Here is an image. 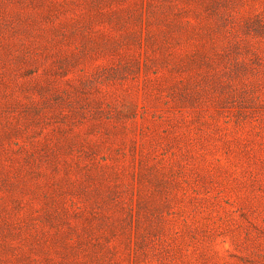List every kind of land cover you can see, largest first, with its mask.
<instances>
[{
    "label": "rangeland",
    "instance_id": "374dc122",
    "mask_svg": "<svg viewBox=\"0 0 264 264\" xmlns=\"http://www.w3.org/2000/svg\"><path fill=\"white\" fill-rule=\"evenodd\" d=\"M0 264H264V0H0Z\"/></svg>",
    "mask_w": 264,
    "mask_h": 264
}]
</instances>
